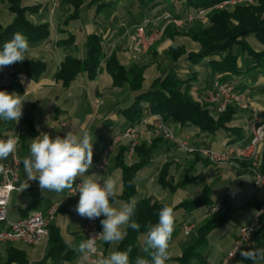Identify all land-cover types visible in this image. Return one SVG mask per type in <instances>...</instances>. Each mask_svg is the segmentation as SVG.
I'll return each mask as SVG.
<instances>
[{
	"label": "crops",
	"instance_id": "0c3cea01",
	"mask_svg": "<svg viewBox=\"0 0 264 264\" xmlns=\"http://www.w3.org/2000/svg\"><path fill=\"white\" fill-rule=\"evenodd\" d=\"M102 1L109 4L99 9L93 0H86L78 14L66 20L73 12V7L63 0L55 9L51 8L48 0H22L23 5H38L37 10L29 14V18L33 23H48L49 35L39 42H29L31 59H25L45 62V71L37 79L21 75L19 80L22 91H11V93L23 96L25 100L21 119L16 124L15 122H4L0 125L2 135L0 139L19 136L17 156L20 160V169L16 189L12 191L7 207V216L10 221H16L34 211H45L52 203L62 202L67 191L61 193L46 191L43 193L38 181L27 180L23 171L22 159L29 154L31 140L37 137V128L41 125L43 130L49 131L52 138L57 135L64 137L70 130L75 133H80L81 130L91 131L94 139L93 166L86 172V175L97 174L96 163L105 157L107 163L100 175H113L118 181L122 194L121 170L115 167L113 161L119 145L127 143L124 140L114 148L109 146L114 137L131 125L119 116L117 110L128 106L133 99V94L126 85L113 86L112 78L106 71L103 62L94 78H89L86 73H79L68 86H64L60 80H57L55 74L65 56L69 55L79 59L84 57L83 41L86 35L91 33L101 36L104 52L106 54L114 52L123 66L140 65V55L136 54L142 52H138L135 46H131L129 30L125 31V29L128 26V29L131 30L134 24L154 19L158 10L154 13L151 11L152 7L142 8L137 0ZM157 6L159 7V5ZM13 19L14 14L7 9V0H0V24L6 26ZM150 28L151 24L147 25V29ZM69 34L73 35V41L66 45L58 44L59 40L66 39ZM174 39L177 40V37L175 36ZM169 44H172V40ZM192 44L195 43L192 42ZM198 46V44L194 45L190 49L185 47L186 52L197 51ZM253 48L260 49L261 46L258 44ZM247 60V55L243 53L240 56L239 65L244 68ZM172 65L174 63L170 62V67ZM175 65L179 67L178 73L183 77L195 73L193 90L197 88L202 90L210 86L214 75H210L209 68L205 63L193 65L187 61L185 54L177 60ZM197 67L198 69H196ZM160 70L150 81H147L145 69L142 83L144 88L150 86L153 79L159 75ZM10 73L9 66L0 69V87L9 83ZM226 79L250 95L255 105L252 110L254 112L257 110L260 113V119L264 121V91H261V87L264 85V66L255 67L252 71L242 75H228ZM147 120L140 125L139 143H146L147 146L153 144L154 152L148 164L136 176L134 197L137 200L150 197L160 203L175 206L185 199L196 198L204 187H209L212 204L222 202L225 198L229 199L233 207L229 221L223 227L216 228L208 234L207 243L202 249L205 256L204 261L200 260L199 263L193 261L191 264L220 262L231 249L238 234V228L250 224L258 216L264 203L263 188H255L253 175L247 164L212 165L205 160H200L201 158H197L194 154L178 151L170 141L155 138L151 125L153 118ZM251 121V111L235 110L231 120L225 124L228 128H234L230 132L217 130L213 133H204L196 126L189 123L180 124L176 121L169 122V125L174 126L175 130H172L176 139L186 137L191 146L221 150L229 145L247 143L251 136L249 130ZM10 156L6 160H9ZM134 160H137L136 156H134ZM165 164L173 184L186 180L182 187L170 190L158 183L160 171ZM77 181L81 183L82 179L78 177L74 183ZM120 195L117 199L123 201ZM77 203L78 201L62 202L56 216L51 221L59 228L67 248L74 252L71 259H67L61 264H78L79 253L69 247V244L77 245L81 240H84L83 235L79 232L84 218L75 211ZM206 211L207 207L192 211L179 209L174 212L175 234L170 242L171 259L167 261V264H180L174 258L181 255L182 248L194 240L195 228L206 219ZM104 218L103 216L98 218L101 228L100 221ZM188 223L194 226V232L191 234L189 233L193 228L183 230V227ZM260 223L264 225V217L261 218ZM3 227L4 224L0 223V229ZM47 242L36 246L21 241L0 243V264H58L53 259H44ZM116 247L117 245L101 242L100 249L102 255L107 256L110 252L116 251ZM10 248L24 254L25 259L22 263L16 260L8 262ZM239 262L240 260L236 256L230 264H239Z\"/></svg>",
	"mask_w": 264,
	"mask_h": 264
},
{
	"label": "trees",
	"instance_id": "16d2710c",
	"mask_svg": "<svg viewBox=\"0 0 264 264\" xmlns=\"http://www.w3.org/2000/svg\"><path fill=\"white\" fill-rule=\"evenodd\" d=\"M63 1L74 9L73 14L66 19L69 20L78 14L80 7L86 0ZM93 1L99 9L109 4L102 0ZM137 1L142 8H154L156 6L155 11H152L154 13L159 9L157 5L161 2L159 0ZM221 1L223 0H166V3L162 2L164 3L162 7L168 9L170 2H180L185 6V9L190 10L193 8L212 7ZM252 1H254L253 4L236 5L229 11L213 9L210 13L209 25L207 27L195 26L188 31L191 38L199 43L200 48L197 51L186 52L182 46L170 45L167 54L174 65L167 69H161L159 75L153 79L147 88H144L142 85L143 66L133 64L125 67L120 64L114 52L109 54L104 52L101 36L94 33L86 35L83 41L84 57L79 59L69 55L65 56L60 63L55 78L60 80L64 86H68L79 73H86L89 78H94L103 62L106 71L112 78L113 86L126 85L127 89L133 94L130 104L117 110L119 116L131 124L127 128L140 125L141 121L146 117L158 121L159 116H161L166 125L171 121H176L180 124L189 123L198 127L204 133H213L217 130L233 131L234 128H228L225 124L231 120L235 111L229 106L235 105L227 106V109L225 108L223 111L218 112L217 118L213 117L211 115L212 112H217L214 111L216 110L215 107L211 106V109H209V104L203 101L204 97L202 96L209 86L202 90L199 88L193 90L192 82L196 78L195 73H190L183 77L178 73L179 67L175 63L185 54L187 60L193 65L202 63L204 59H207L206 63L210 75L219 74L223 81H229L226 79L228 75H242L252 71L255 67L264 66V0ZM7 2V9L14 14V19L6 26L0 24V50H2L3 44L11 40L13 34L18 31L24 33L28 42L32 43L39 42L48 37V23H33L29 18V14L34 13L38 5H23L22 0H7ZM176 33H179V31H176ZM248 37H254L261 48H253L245 40ZM70 41H73V35L71 34L66 39L59 40L58 44L66 45ZM236 48L238 49L236 50ZM243 53L248 57L244 68L239 65V58ZM9 67L11 68L10 81L7 85L1 86L0 91L11 93V91H22L19 80L21 75L37 79L45 71L46 64L40 60H24L23 63ZM261 91H264V85L261 87ZM4 122L0 120V125ZM124 130L118 135H121ZM237 145L244 146L246 143ZM128 148L129 142L119 145L113 161L115 167L121 170L123 190L120 198L123 201H127L130 197L135 196L136 176L148 164L154 152L153 144L147 146L146 143L141 142L134 147L137 160L128 164L125 156ZM260 152V172L264 175L263 142L259 147V158ZM167 169V165H163L158 177V183L162 187L175 190L186 183V180H182L179 183L173 184L172 179L168 176ZM138 202L135 219L142 227L139 232L128 228L127 237L116 247V250H126L129 245L133 246V251L130 253L132 264H134L137 255H145V258H149L146 254L141 253L139 248L142 234L146 231L144 226L149 221L152 223L158 222V211L165 204L150 197L141 198ZM216 203H219L221 207L218 213L211 214L209 208ZM216 203L212 204L210 188L204 187L196 198L185 199L177 205L172 206L174 212L179 209L192 211L207 207L206 219L195 228L196 236L194 240L182 248L181 255L174 258L180 264H191L193 261L199 263L200 260L204 261L205 256L202 253V249L207 243L208 234L216 228L223 227L229 221L233 212L229 199L225 198L222 202ZM48 232L49 238L44 259H53L58 264L71 259L74 252L67 248L66 242L63 240L56 224L50 223ZM174 234L175 231L173 232L172 239ZM251 237L252 240L250 239L249 245L243 247L241 250L264 247V225L260 224L256 231L252 232ZM237 256L240 261L243 260L240 251L237 253ZM23 259H25V256L21 251L13 248L9 249L8 262L16 260L22 263ZM243 263L252 264L249 260H244Z\"/></svg>",
	"mask_w": 264,
	"mask_h": 264
},
{
	"label": "clouds",
	"instance_id": "9594fccd",
	"mask_svg": "<svg viewBox=\"0 0 264 264\" xmlns=\"http://www.w3.org/2000/svg\"><path fill=\"white\" fill-rule=\"evenodd\" d=\"M25 59H31L30 45L26 35L18 31L0 50V69L23 63ZM24 101L19 94L0 91V120L18 123L23 115ZM93 142V133L89 130H81L80 133L70 130L64 137L57 135L55 138L41 132L31 140L29 154L22 159L23 171L27 180L38 181L43 193L68 190L75 195L78 192L75 211L82 218L96 220L105 217L100 221L102 231L99 234L93 233L77 245L69 244L79 253L78 264H88L90 259L92 264H132V245L126 250L112 251L107 256L98 254V239L106 244L119 245L127 237L128 228L139 232L142 226L135 219L139 203L137 198L133 196L127 201L117 199L121 188L113 175H86L93 166ZM18 144V135L0 139V161L14 154ZM78 177L82 182L74 188ZM157 215V223L149 221L144 226L146 231L139 244L141 253L149 258L137 255L134 264H167L171 259L169 247L175 226L173 207L164 204ZM238 251L243 258L239 264H243L244 260L264 264V247Z\"/></svg>",
	"mask_w": 264,
	"mask_h": 264
},
{
	"label": "built area",
	"instance_id": "2783aa9c",
	"mask_svg": "<svg viewBox=\"0 0 264 264\" xmlns=\"http://www.w3.org/2000/svg\"><path fill=\"white\" fill-rule=\"evenodd\" d=\"M48 1L52 9H55L60 4L57 3V0H48ZM161 28H164V26ZM159 30L160 29H155V34L158 33ZM129 39L131 46H136L138 52L143 50V48H147V41L151 40V36H147V23L143 21L142 23L134 24L132 26V29L129 31ZM202 96L208 99L209 107H211V101H219V110L221 108L220 99H227L231 101V100H242L249 98L247 93H245L244 91L240 89H234V84L232 82L223 81L218 77L212 80L209 88L205 91V93ZM219 110H214V111H219ZM147 119L148 118H145L143 120L147 121ZM143 120L141 122H143ZM155 124L157 126L155 128V131H157L158 134H160L165 139L174 141L176 145L179 147L196 148L194 146L189 145L186 140L176 141L173 132H171V128L169 126H166L165 123H163V121L160 119V116H159V120L156 121ZM252 128L254 129V136L251 138V143H257L259 126H252ZM137 129H138V125H135L134 130H124V132L121 134L122 135L121 137H119L120 135H118V139L113 140V143H116L119 141L120 138L122 139L128 137L130 139L129 148L127 150L129 154V160L131 156L134 154L135 143H133V134L137 133ZM41 132H45L49 134L48 130H42L41 128H37V136L40 135ZM201 149L203 151H209L210 153H214L215 155H217V153H215V150L211 148H201ZM237 150H243V146L233 149L232 153L237 154ZM103 159L106 158L103 157L100 160H98V166L95 169L98 173L105 168L103 167ZM260 163L261 161L259 158L258 162H256L254 165H249L251 167L252 174L254 176L253 178L255 185H264V175H262V173L260 172ZM19 169H20V160L17 156V150L14 154H11L9 160L0 161V223L4 224V227L12 228V237H21V239L26 240V242L28 243H35L36 246L41 243H44L45 240L44 232H41V225L47 223L50 219H52V217L56 216V213L58 209L61 207L62 202L78 201L79 193L77 192L75 195H73L74 192H70L67 190L62 202H54L45 211H34L16 221H10L7 216V207L11 193L16 189V182L18 179ZM77 184H79V181L74 183V188ZM220 207H221L220 204L216 203L214 206L210 208L209 212L217 213ZM258 222L259 219L256 217L250 224L242 225L241 236H236L238 237V244L232 245L231 249L227 252V254L223 257V259L215 264H229L233 260L232 253L239 252L238 249L241 250L243 248V243H245L248 240V229L256 228ZM187 228H194V226L193 224H187L184 226L183 230ZM101 231L102 228L99 225L98 218L96 220H89L87 218H84L83 222L79 227V232L83 235L84 240L89 238L93 233L99 234ZM101 242L102 241H100L99 239L97 240L98 254H102V251L100 249ZM0 243H3V236H1V229H0ZM88 264H92L91 259L89 260Z\"/></svg>",
	"mask_w": 264,
	"mask_h": 264
},
{
	"label": "rangeland",
	"instance_id": "374dc122",
	"mask_svg": "<svg viewBox=\"0 0 264 264\" xmlns=\"http://www.w3.org/2000/svg\"><path fill=\"white\" fill-rule=\"evenodd\" d=\"M61 1H60V3H61ZM159 1H161V2H160L159 7H158L159 9L156 12L157 15L155 16V18L152 19L151 21H148V20H145V21L148 22V25L151 24V28L152 29H160L161 27L164 26L163 31L161 32V36L157 40V42L152 47H150V49L148 51H146V52L140 51L142 53L136 54V55H140L139 63H141L140 65L143 66L144 71L146 69L145 74H146V80L147 81H150L152 79V77H154V75H156L158 73V70L159 69H167V68L170 67V62L171 61H170V58H169V56L167 54V50H168V48H169L170 45L173 44V45L179 46V47L182 46L185 50H186L185 47H187L188 49H190L191 47H194V45L195 46L197 44L199 45L198 42L194 41L191 38L190 34H188L189 33L188 31L190 29H192L193 27H195V26L207 27L209 25V16H210V13L213 11V9H215V10H223V11L224 10L229 11V10L233 9L236 5H246V4H253L254 3V1H252V0H223L220 3H217V4H215L212 7H208V8H197V9L193 8V9H190L189 10L187 8L185 9V6L182 3H180V2H170V4H168L169 7L167 9L166 7L165 8L162 7V5H164V3H166V0H159ZM162 2H164V3H162ZM7 7H8V2H7ZM57 7H59V6H57ZM154 9H155V7L152 8L151 11H155ZM73 11H74V9H73ZM72 14H73V12L70 14V16ZM124 26H126V25H124ZM151 28H150V30H152ZM128 30L130 31V29H128V26H126L125 31H128ZM176 31H179V33H176ZM175 36L177 37V40L174 39L175 40V42H174L173 38ZM170 40H172V44H169L170 43ZM245 40L252 47H254L255 45H258L259 44L258 42H256V40H255L254 37H248ZM129 42H130V39H129ZM192 42L195 43V44H192ZM198 47L200 48V45ZM237 49L238 48H236V50ZM186 59H187V57H186ZM206 60L207 59H204V61L202 63H205L207 65ZM239 61H240V58H239ZM200 64L201 63L194 64V65H200ZM196 69H198V67ZM200 71H202V70H200ZM143 74H144V72H143ZM217 77L219 79H221V77H220L219 74H215L214 77L211 79V81L214 80ZM143 80H144V77H143ZM229 82H232V81L229 80ZM210 84H211V82H210ZM242 91H244L245 93H247L245 90H242ZM247 95L250 98V100H249V102H250V108L249 109H240V108H237L235 106H229V107H232L234 110H249V111L252 112V117H254V116H258L259 117L260 113H258V111L257 112H254L252 110L253 108H255L253 99L250 97V95L248 93H247ZM209 109H211V108L209 107ZM211 115H213V117L216 118V116L218 117L219 113L218 112H212ZM160 119L162 120L161 116H160ZM259 119H260V117H259ZM145 121L146 120H143V122H141L140 125H142L143 123H145ZM154 122L156 123V120H153L152 123H151L153 136L155 138H162L164 140H167V139H165L164 137H162L160 134H158L155 131V128L157 126H156V124ZM163 123H164V121H163ZM140 125H138L137 136H136V140H135L136 142L134 144V147H136L139 144V139H140ZM166 126H169L171 129H174V126L173 125H169L168 124ZM130 128H132V127H130ZM172 132H173V130H172ZM173 134H174V132H173ZM121 136L122 135H120L119 137H121ZM174 138H175L176 141L186 140L187 143L189 144V142H188V140H187L186 137L185 138H182V139H176V137L174 135ZM113 139L111 140L110 146H109L111 148H114V146H116L118 144H121L122 141H124V140L126 141L125 143H128L129 140H130L128 137L122 138V139L120 138L118 142L113 143ZM167 141H170L171 143H173L174 146H175V148L178 151L186 152L188 154H194L197 158H201L200 160H205V161H207L208 163H210L212 165H222V164L230 165L228 163H216L215 164V163L210 162L209 160H207L205 158L204 153L202 152V149H201L202 147H196V148H192V147H186V148L185 147H181L182 148L181 149L179 146L176 145V143L174 141H171V140H167ZM263 143H264V141H263ZM262 146H263V144H262ZM208 148H210V147H208ZM211 149H213V148H211ZM224 149H221V150H224ZM213 150H215L217 152L221 151V150H217V149H213ZM261 150H262V147H261ZM134 156H135V152L131 156L130 160H126V162L128 164L133 163L135 161L134 160ZM239 161L237 160L236 161L237 163H235V164H240V163L247 164L248 169L252 173V170H251V167L249 166V162L248 161H245V160H242V162L241 161L239 162ZM260 161H261V152H260ZM101 171H103V170H101ZM101 171L99 173L97 172V174L100 175ZM253 185L255 186V188L261 187L264 190V185H255L254 178H253ZM210 208H211V206H210ZM10 209H12V208H10ZM261 210H262V212H261ZM211 214H216V213H211ZM262 217H264V203H263L261 209L258 212V216H257V218L259 219L258 225L256 226V228H252L253 231L254 230L256 231L257 227L261 224L260 223V220H261ZM192 232H194V228H193V230L189 234H191ZM189 234H187V235H189ZM251 240H252V237H251ZM236 256H237V254H236ZM0 259H1V254H0Z\"/></svg>",
	"mask_w": 264,
	"mask_h": 264
},
{
	"label": "bare ground",
	"instance_id": "6f19581e",
	"mask_svg": "<svg viewBox=\"0 0 264 264\" xmlns=\"http://www.w3.org/2000/svg\"><path fill=\"white\" fill-rule=\"evenodd\" d=\"M60 1L61 0H57V3H60ZM145 23H147V25H148V22L145 21ZM162 31H163V28H160L158 33L155 34V29H152V30L148 29L147 30V36H151V40L147 41V48H143V50H141V51L142 52L148 51L150 49V47H152L157 42V40L160 38ZM234 89H239V88L236 85H234ZM249 100H250V98L242 99V100H231V101H229L227 99H220V106H221L220 110H219V101H211V106L215 107L216 110H219L217 112L223 111L229 105H235L237 108H240V109H249L250 108ZM203 101L205 103L209 104L207 98H203ZM256 112H257V110H256ZM252 126H259V133L257 135V143H251V138L254 136V129L252 128ZM39 128L42 129V125L39 126ZM126 130H134V127L128 128ZM249 130L251 131V136H250L248 142L246 143V145L243 146V150H237V154L232 153V150L239 148L241 146L234 144V145L228 146L227 148H225L224 150H221L219 152L215 151V153H217V155H215L214 153H210L209 151H203L202 150L205 158L207 160H209L210 162L215 163V164L216 163L233 164V163H236L237 160L238 161L240 160L241 162H242V160H245V161L249 162V165H254L259 160V147H260V144L264 140V122L261 119H259L258 116L252 117V121L250 123V129ZM171 132H172V129H171ZM136 136H137V133L133 134V143L136 142L135 141ZM116 139H118V136L114 137L113 140H116ZM125 156H126V160H129L128 151L126 152ZM106 163H107L106 160L103 159V167L105 166ZM97 166H98V162L96 163L95 168H97ZM52 219H53V217H52ZM52 219H50L47 223H44L41 225V232H44V239H45L44 242L48 241V238H49L48 226L51 223ZM252 232H253L252 228L248 229V240L245 243H243V247L249 245ZM1 236H3V242L21 241V242H24L28 245H33V246L35 245V243L26 242V240L21 239V237H12V228H10V227H3L1 229ZM237 236H241V227L238 230ZM237 244H238V237H236V239L233 242V245H237ZM234 253H235V255H233ZM237 253L238 252L232 253V259L236 256Z\"/></svg>",
	"mask_w": 264,
	"mask_h": 264
}]
</instances>
